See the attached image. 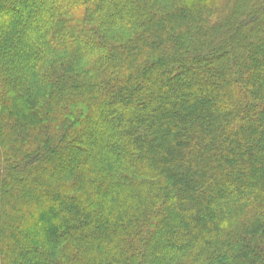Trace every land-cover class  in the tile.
I'll list each match as a JSON object with an SVG mask.
<instances>
[{
  "label": "trees",
  "instance_id": "obj_1",
  "mask_svg": "<svg viewBox=\"0 0 264 264\" xmlns=\"http://www.w3.org/2000/svg\"><path fill=\"white\" fill-rule=\"evenodd\" d=\"M24 5L0 2V264H264V0Z\"/></svg>",
  "mask_w": 264,
  "mask_h": 264
},
{
  "label": "rangeland",
  "instance_id": "obj_2",
  "mask_svg": "<svg viewBox=\"0 0 264 264\" xmlns=\"http://www.w3.org/2000/svg\"><path fill=\"white\" fill-rule=\"evenodd\" d=\"M3 2L6 3V4H11L14 7L20 8V10H21V5H24L25 4L24 5L25 7H32L34 5V3L36 2V0H21V2H20V0H3ZM22 10H23V8H22ZM24 10H25V8H24ZM2 11H3V9H0V29L3 30V29L6 28V26L9 25L10 19L14 17L12 15H14V14L16 15V13L13 12L11 15H9L8 17H5L4 18V14H3ZM227 57L230 58V56H227ZM21 260H22V262L20 261L19 262L20 264H22L23 262H25V259L24 258H21Z\"/></svg>",
  "mask_w": 264,
  "mask_h": 264
}]
</instances>
